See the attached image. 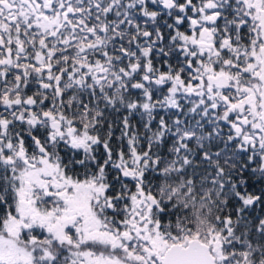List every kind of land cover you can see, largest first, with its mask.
Returning <instances> with one entry per match:
<instances>
[{"label":"snow or ice","instance_id":"obj_1","mask_svg":"<svg viewBox=\"0 0 264 264\" xmlns=\"http://www.w3.org/2000/svg\"><path fill=\"white\" fill-rule=\"evenodd\" d=\"M0 264H264V0H0Z\"/></svg>","mask_w":264,"mask_h":264}]
</instances>
